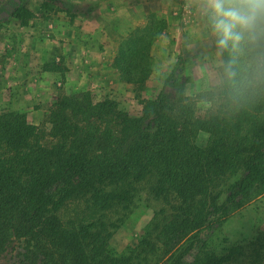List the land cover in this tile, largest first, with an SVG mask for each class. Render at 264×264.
Segmentation results:
<instances>
[{
    "label": "trees",
    "instance_id": "trees-1",
    "mask_svg": "<svg viewBox=\"0 0 264 264\" xmlns=\"http://www.w3.org/2000/svg\"><path fill=\"white\" fill-rule=\"evenodd\" d=\"M12 17L25 23L33 14L19 6ZM183 93L178 61L137 118L111 100L73 93L54 105L48 132L0 109V257L11 254L8 264H141L156 250L153 264H241L239 247L179 246L264 192V120L255 114L264 110V91L248 86L243 72L220 82L210 96L222 100L224 118L208 122ZM136 199L158 205L148 236L158 247L145 239L138 255L120 256L109 245L112 230Z\"/></svg>",
    "mask_w": 264,
    "mask_h": 264
},
{
    "label": "rangeland",
    "instance_id": "rangeland-1",
    "mask_svg": "<svg viewBox=\"0 0 264 264\" xmlns=\"http://www.w3.org/2000/svg\"><path fill=\"white\" fill-rule=\"evenodd\" d=\"M19 6L33 18L25 23L13 18ZM215 39L199 0H0V109L24 114L28 123L48 132L54 105L73 93L94 103L111 100L137 118L181 61L183 96L197 117L223 119L222 100L210 96L221 82L224 58ZM71 41L80 43L72 58L64 53ZM255 114L264 120V110ZM207 141L208 134L201 132L198 144L204 147ZM158 209L156 203L136 199L122 226L112 230L110 248L120 256L138 255L146 239L157 249L148 236ZM116 219L110 216L112 222ZM192 246L217 253L239 247L241 264H264V192L221 226L211 219L179 250ZM160 252L141 264H153ZM10 258L2 255L0 264Z\"/></svg>",
    "mask_w": 264,
    "mask_h": 264
},
{
    "label": "clouds",
    "instance_id": "clouds-1",
    "mask_svg": "<svg viewBox=\"0 0 264 264\" xmlns=\"http://www.w3.org/2000/svg\"><path fill=\"white\" fill-rule=\"evenodd\" d=\"M199 7L216 37L215 48L229 54L221 82L243 72L248 86L264 91V0H199Z\"/></svg>",
    "mask_w": 264,
    "mask_h": 264
},
{
    "label": "crops",
    "instance_id": "crops-1",
    "mask_svg": "<svg viewBox=\"0 0 264 264\" xmlns=\"http://www.w3.org/2000/svg\"><path fill=\"white\" fill-rule=\"evenodd\" d=\"M19 46H21V59L23 58V53H24V44L23 41H21V43L19 44ZM66 46H68L69 48H66V50L64 51L65 55H67L68 57H71L70 55H73L75 50L78 49V47H80V43L77 41H71L70 44H67ZM77 51V50H76ZM8 55H10V53H8ZM13 55V53H12ZM72 58V57H71ZM51 81V80H49ZM52 85H53V80H52Z\"/></svg>",
    "mask_w": 264,
    "mask_h": 264
}]
</instances>
